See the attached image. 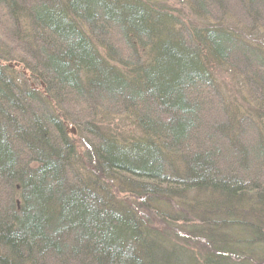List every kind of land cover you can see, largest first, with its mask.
I'll use <instances>...</instances> for the list:
<instances>
[{"label":"trees","instance_id":"trees-1","mask_svg":"<svg viewBox=\"0 0 264 264\" xmlns=\"http://www.w3.org/2000/svg\"><path fill=\"white\" fill-rule=\"evenodd\" d=\"M170 1L0 0V264H260L264 225L229 214L264 199V62L241 34L264 0H178L187 25ZM219 65L263 100L229 104Z\"/></svg>","mask_w":264,"mask_h":264},{"label":"rangeland","instance_id":"rangeland-1","mask_svg":"<svg viewBox=\"0 0 264 264\" xmlns=\"http://www.w3.org/2000/svg\"><path fill=\"white\" fill-rule=\"evenodd\" d=\"M178 0H171L169 3L171 6H173L175 12H178L182 17V22H184L186 25L187 24H192V23H199L201 22V20L194 16L193 13L190 11V7L183 1L181 2H177ZM236 21V19H235ZM230 23V25L234 26V24L232 22H228V24ZM203 24H204V20H203ZM236 26V25H235ZM239 32H242V28L239 27ZM248 30L243 31L242 34V38L245 39L244 41H247L249 44V50H250V54L258 59V60H263L264 62V31L261 30V32H255V34H251L248 33ZM252 57V58H253ZM17 66V68H19V66L17 64H15ZM231 67V66H230ZM214 76L216 78V81L218 83V85L220 86V88L223 90V93L225 94V97L228 100L229 104H232L234 106H238L241 107L242 105L247 107L249 104L251 103H255L256 102H260V99L263 100V98H256L255 100H253V96L250 93V90L248 89L247 85L245 84V82L242 80L244 79L243 77L241 78V76L235 72H233V70H231L229 68V66L226 65H219L217 66V68L214 71ZM68 102V101H67ZM71 103H68V106H70ZM72 110V109H71ZM75 111H83L84 109L77 107L74 108ZM72 110V111H74ZM111 111V110H110ZM114 113V112H112ZM74 114V113H73ZM116 114V113H114ZM103 118H104V114H102ZM106 119L104 118V124L106 126L111 125V127H120L122 130H126V131H130L132 132L134 130V126L132 124V122L125 118L124 116H119L118 114L113 117L111 115L109 116H105ZM114 118V119H113ZM113 119V120H112ZM260 129L263 130L264 132V126L263 124H258ZM75 127V126H74ZM76 128V127H75ZM134 132V131H133ZM69 133H72L71 128L69 129ZM257 137V136H256ZM255 137V138H256ZM247 144V142H246ZM256 139H254V141L251 144H248L249 146L251 145L250 149L251 152H254V148L256 146ZM262 146V145H261ZM263 148V147H262ZM259 180V179H257ZM260 181V185L261 187H263L264 182ZM264 181V179H263ZM253 199H252V205H250V203L248 204H238L237 201H234L236 198H233L232 201L233 206L231 207L232 211L235 212L233 214H229V217L233 218L234 214H236L237 216H242L244 215L243 213H248L247 215L251 214V218L250 221H259L258 218L260 219L259 221V226H263L264 225V219L262 218L263 215L261 214H256L255 213L259 210V211H263L264 213V209L263 208H259L256 207L255 204H258V202H261L262 206H264V199L263 198H259L258 196L253 195ZM204 199L206 200H212V201H216L219 198L215 197L211 194H207L205 196H203ZM206 208V207H204ZM203 208V209H204ZM208 210V209H206ZM205 210V211H206ZM205 218H207L206 220H209L211 216H213V214H205L204 215ZM209 216V217H208ZM260 216V217H259ZM261 229L255 228V231H242L243 236L247 237V238H252V239H257V232ZM252 236V237H250ZM255 248H249L248 247V251H249V255H250V260L251 263L254 261L256 263H260V264H264V244H255L254 245ZM253 264V263H252Z\"/></svg>","mask_w":264,"mask_h":264},{"label":"bare ground","instance_id":"bare-ground-1","mask_svg":"<svg viewBox=\"0 0 264 264\" xmlns=\"http://www.w3.org/2000/svg\"><path fill=\"white\" fill-rule=\"evenodd\" d=\"M182 17V16H181ZM181 20V22H182V18L180 19ZM71 130H72V133H70V135L72 136V137H77L78 136V132H77V128H75L74 126H72L71 127ZM79 137V136H78ZM236 229V228H235ZM224 249V248H223ZM223 249H221V250H219V252L220 253H222V254H224V255H226L227 257H230V251H225V250H223Z\"/></svg>","mask_w":264,"mask_h":264}]
</instances>
